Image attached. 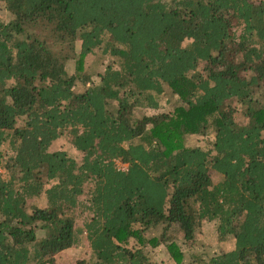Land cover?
Returning <instances> with one entry per match:
<instances>
[{
	"label": "trees",
	"instance_id": "1",
	"mask_svg": "<svg viewBox=\"0 0 264 264\" xmlns=\"http://www.w3.org/2000/svg\"><path fill=\"white\" fill-rule=\"evenodd\" d=\"M0 170V264H264V0H0Z\"/></svg>",
	"mask_w": 264,
	"mask_h": 264
},
{
	"label": "rangeland",
	"instance_id": "2",
	"mask_svg": "<svg viewBox=\"0 0 264 264\" xmlns=\"http://www.w3.org/2000/svg\"><path fill=\"white\" fill-rule=\"evenodd\" d=\"M78 51V50H77ZM108 58L102 56L98 51L92 54L86 55L83 60V69L77 70L75 60H69L66 63V71L69 75H75L78 78L85 77L89 75L91 78V82H98L99 76L97 73H101L104 66L106 65ZM85 75V76H84ZM88 86V84H83L78 81L75 85L77 90H81L83 87ZM175 98L164 94L160 105V110L168 111L171 109ZM139 115L142 113L150 114L151 110L141 111ZM187 143L189 145H201L204 146L206 144L205 140L202 136H189L187 138ZM65 149L71 155H74L76 158H80V154L76 152L72 147L69 146L67 141L64 138H59L55 140L49 147L50 151ZM1 175L6 176L3 171L0 170ZM87 244L85 241H81L77 246H72L69 249L64 250L59 253L55 257V261L57 264H75V261L80 257H87ZM232 247V241L227 242H219L217 241L213 228L208 225H203L200 229L196 230L193 240L190 245L186 248V253L188 255L194 254L198 257H201L204 260H207L208 257L218 253L222 249H230ZM194 264H198V262H194Z\"/></svg>",
	"mask_w": 264,
	"mask_h": 264
},
{
	"label": "built area",
	"instance_id": "3",
	"mask_svg": "<svg viewBox=\"0 0 264 264\" xmlns=\"http://www.w3.org/2000/svg\"><path fill=\"white\" fill-rule=\"evenodd\" d=\"M117 167H118L119 169H121V170H126V169H127L126 165L123 164V163H120V162H118Z\"/></svg>",
	"mask_w": 264,
	"mask_h": 264
}]
</instances>
